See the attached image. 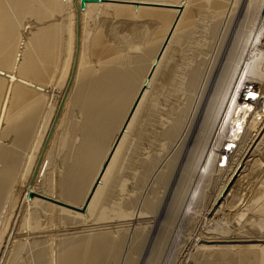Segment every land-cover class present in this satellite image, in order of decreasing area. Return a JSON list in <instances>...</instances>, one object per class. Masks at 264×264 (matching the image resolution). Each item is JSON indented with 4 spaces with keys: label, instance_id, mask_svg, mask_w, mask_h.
Returning a JSON list of instances; mask_svg holds the SVG:
<instances>
[{
    "label": "bare ground",
    "instance_id": "1",
    "mask_svg": "<svg viewBox=\"0 0 264 264\" xmlns=\"http://www.w3.org/2000/svg\"><path fill=\"white\" fill-rule=\"evenodd\" d=\"M103 1L111 4L86 2L81 9L80 0H66L64 6L63 0H8L14 11L33 15L40 23L56 10L67 12L65 23L51 24L31 38L47 70L25 50L24 41L13 52L21 38L0 3V264H20L19 235L37 213H49V223L52 213L75 223L80 214L70 209L87 205L116 148L126 140L130 150L136 144L133 133L140 130L141 141L150 122L157 126L150 131L156 143L139 156L135 187L122 183L120 204L107 202L120 214L119 222L107 225L114 229L94 227L82 229L81 236H60L56 253L37 249L28 264H264V0H236L209 69L200 67L208 54L199 64L201 57L193 53L198 62L186 56L185 67L170 64L164 74L161 66L172 44L189 39L203 4L214 7L218 0ZM104 17L150 19L160 24V31L139 55L122 56L133 43L113 33L120 45L105 44L103 34L95 31ZM217 28H211L212 36ZM57 56L60 64L50 68ZM196 63L200 66H192ZM51 81L52 89L60 91L58 100L51 97L55 102L47 99L52 89L43 86ZM168 83V95L157 96ZM66 114L65 128L57 135ZM115 117L122 119L103 144ZM55 150L62 155L58 187L50 168ZM123 177L115 171L111 180L114 184ZM241 201V209L235 210L233 204ZM33 242L38 247V240Z\"/></svg>",
    "mask_w": 264,
    "mask_h": 264
},
{
    "label": "rangeland",
    "instance_id": "2",
    "mask_svg": "<svg viewBox=\"0 0 264 264\" xmlns=\"http://www.w3.org/2000/svg\"><path fill=\"white\" fill-rule=\"evenodd\" d=\"M199 1H202V0H199ZM220 1V2H219ZM221 1L222 0H218V2L216 3V5H214V7H212V3L210 4V2L209 3H207V2H205L204 4H203V6L204 7H202V10H204L203 8H208L207 10H206V8H205V10L204 11H202L201 9H200V14H197L198 16L197 17H199V18H195V25H197L196 27H194L192 30H191V35L189 34L188 36H191L189 39H188V37H187V39H185L184 41H183V39H182V41L184 42H182L181 41V39H179L178 38V41L177 42H179L181 45H179V43L177 44V42L175 43H173L172 44V46H171V50L169 49V51H168V53H167V60H166V63H164L161 67H163V69L161 70V72L164 74V72L166 71V70H164V69H168L169 68V66H170V64H172L171 66H176L177 68H179L178 66H179V64L178 63H180V64H183L182 66H184L185 64H187V63H189V62H191V60H192V62H194V61H197L198 62V60H197V58H198V56H200L201 58L199 59V60H202V61H199L198 63L200 64L201 62H205L206 61V58H207V61H206V63H204L203 65L201 64V66L200 65H198L197 63L196 64H192V66H200L201 68H202V70L203 69H205V68H207V69H209L208 67H210V65H211V62L213 61L212 59L215 57V55L216 54H214V53H217V51H218V49H219V47H220V45L218 44V43H221V40H222V38H221V34L223 33V35H224V31H226V29H227V26L231 23V14H232V12H233V9H234V7H233V5L235 6V2H236V0H225L224 2L222 1V3L224 4H226L225 6L221 3ZM101 2H103V3H101ZM101 2H99V3H101V4H108V2L109 1H101ZM227 2V3H226ZM0 3L1 4H3V6H5V8L7 9V11H9V13H10V18H11V20H12V22H13V24H14V26H15V28H16V31H17V36H19L21 39L19 40V42H17L16 41V43H15V45H14V49H13V52L14 51H16V49H18V47L19 46H22V42L21 41H24V43H25V45L27 46L26 48H25V50H27V52L28 53H30L31 55H33L35 58H36V60H37V62H38V64H39V66L42 68V69H44V70H47V68L46 67H44V63L43 62H41V58L39 57V53L37 52V50L34 48V46H33V44H32V42H31V38L33 37V35H35V34H38V33H40V32H45V31H47L48 29H50V28H52L50 25L51 24H55V23H58V24H61V23H65L64 21H66V18L64 17L65 16V13H67V12H65L64 13V15L62 14L63 13V9L61 10H56V12H54L51 16V19L50 20H46V21H43L42 23H40L39 21H37L36 20V18L33 16V15H30V14H27V13H25V12H23V13H17L16 11H14L13 9H12V7H11V5L8 3V0H0ZM214 3V2H213ZM221 3V4H220ZM109 4H111V2H109ZM119 4H122V5H126V6H129L130 5V7H136V6H138V7H140V5H137V4H133V3H119ZM206 4V5H205ZM230 4V5H229ZM64 5H66V0H63V6ZM134 5V6H133ZM217 5H218V7H217ZM220 5H221V7H220ZM230 6H232L231 8H230ZM213 9V10H211V12H210V10L209 9H211V8ZM167 9H175V8H168V7H166ZM217 8H219V9H217ZM222 8V9H221ZM223 8L226 10H224V14L221 12V11H223ZM230 8V9H229ZM64 9H66V7L64 8ZM215 9V10H214ZM216 9H217V11H216ZM221 9V10H220ZM229 9V10H228ZM66 11V10H65ZM214 11V12H213ZM231 11V12H230ZM203 12V13H202ZM209 12V13H208ZM213 12V13H212ZM218 12V13H217ZM219 12H221V13H219ZM226 12V13H225ZM228 12H230L229 14H227ZM212 15H211V14ZM201 14L204 16H201ZM206 15V17H208L209 18V20L205 17V15ZM215 14H216V19H215ZM200 15V16H199ZM208 15V16H207ZM214 15V18L212 17ZM221 15V16H220ZM223 15H224V17H223ZM228 15H229V17H228ZM211 16V17H210ZM225 16H227L226 18H225ZM201 17V18H200ZM218 17V18H217ZM220 17H222L221 19H223L222 21H223V24H222V21L220 20ZM203 18H206V19H203ZM230 18V19H229ZM126 18H123V19H118V20H114V19H111V18H103V19H101L100 18V20H98V24L96 25V28H95V31H97L99 34L101 33V35H102V39H103V41H104V43L105 44H110V46H112V48L114 47H116L117 45H120L118 42H116L115 41V38L113 39V35L116 33L118 36H121V37H124V38H127L130 42H131V44L133 45L131 48H130V50H129V52L127 51V49L126 50H122L121 52L122 53H120L122 56H127L129 53H131V54H134V53H137L138 55L140 54V52H142L143 51V49L142 48H145L147 45H150L153 41H154V39L158 36V32L160 31V28H159V26H160V24L158 23V22H155L154 20H150V19H145V18H139V19H133V18H131V17H129V18H127L126 20H125ZM133 19V20H132ZM203 20V21H199V20ZM212 19V20H211ZM229 19V20H228ZM63 22H62V21ZM103 20V21H102ZM105 20H106V22H105ZM114 20V21H113ZM136 20V21H135ZM213 20H215V21H213ZM217 21V22H216ZM218 21H219V23H220V25H219V23H218ZM221 21V22H220ZM225 21H230V22H226L225 23ZM135 22V23H134ZM199 22V23H198ZM202 24H204L206 27H205V29H202L201 30V28H204L203 26L204 25H202ZM214 22V23H213ZM216 22V23H215ZM212 24V25H210V24ZM158 24V25H157ZM202 25V27H200V29H199V26L198 25ZM217 24V26H218V30H219V28H220V32L218 31V30H216L217 31V33H216V37L215 36H212V34H210L212 31H211V28L213 29V26H215ZM225 24H228L227 26H225ZM200 25V26H201ZM208 25H210V26H212L211 28H210V26H208ZM135 28H134V27ZM220 26V27H219ZM210 29V31L208 30V28ZM223 27H224V29H223ZM99 28V29H98ZM207 28V29H206ZM226 28V29H225ZM127 29V30H126ZM195 29H199L200 30V32H199V30H195ZM222 29V30H221ZM114 30V31H113ZM159 30V31H158ZM224 30V31H223ZM100 31V32H99ZM111 31H113V32H111ZM157 31V32H156ZM208 32L207 34H206V32L203 34V32ZM103 32V33H102ZM118 32V33H117ZM141 32H143V36L140 34ZM222 32V33H221ZM114 33V34H113ZM136 33V34H135ZM145 33V34H144ZM157 33V34H156ZM197 33V35H195L194 36V34H196ZM202 33V34H201ZM135 34V35H134ZM139 34V35H138ZM217 34H219L218 36H217ZM128 35V36H127ZM136 35H137V38H140V39H137V38H135L136 37ZM203 35V36H202ZM214 35V34H213ZM132 36H133V38H132ZM139 36V37H138ZM193 36V37H192ZM204 37L203 39L205 40V39H207V40H205V41H203L202 39H199V38H202V37ZM209 38H208V37ZM143 37V38H142ZM196 37V39H192V38H195ZM210 37H212V39H214L215 40V42H214V40H212ZM215 37V38H214ZM221 39H219V38ZM216 38H217V41H216ZM135 39V40H134ZM209 39H211V41L209 40ZM218 39L220 40V42L218 41ZM245 38H243V40H244ZM108 40V41H107ZM125 40V42H124V44H126L127 42V40L126 39H124ZM123 40V41H124ZM181 42H180V41ZM193 40H194V42H193ZM196 40H198V42L196 41ZM202 42H200V41ZM209 40V41H208ZM64 41V40H63ZM133 41V42H132ZM144 41V42H143ZM212 41H213V43H212ZM21 42V44H19ZM115 42H116V44H115ZM189 42V43H188ZM191 42H193V46H192V43ZM196 42H197V44H196ZM199 42H200V44H199ZM217 42V43H216ZM114 43V44H113ZM140 43H141V46L142 47H140L139 45H140ZM184 45H183V44ZM187 43V44H186ZM206 44V43H211V44H207V45H209V47H211V46H214V49H212V50H210L211 48H213V47H211V48H209L207 45H205V47H204V45L203 44ZM108 44V45H109ZM112 44V45H111ZM188 44H190V45H188ZM196 46H195V45ZM213 44V45H212ZM186 45H188V46H186ZM218 45V46H217ZM185 46V47H184ZM191 46L192 47H194V48H191ZM197 46H199V47H197ZM205 48H203V47ZM119 47V46H118ZM197 47V48H196ZM185 48V49H184ZM192 49V52L191 51H189V50H191ZM207 48H208V51H210L211 52V57L209 58V52L207 51ZM218 48V49H217ZM142 49V50H141ZM173 49V50H172ZM193 49H194V51H193ZM201 49V50H200ZM203 49V50H202ZM185 50V51H184ZM188 50V51H187ZM58 51L59 52H61V48H58ZM127 51V52H126ZM132 51V52H131ZM173 52V54H174V56H173V54H171V57H173V58H171L170 57V53L171 52ZM184 51V52H183ZM203 51V52H202ZM206 51V52H205ZM216 51V52H215ZM134 52V53H133ZM182 52L183 53H185V55L183 54V59H185L186 58V56L188 57V59L190 60H188L187 58L185 59V60H183L182 59ZM187 52V53H186ZM189 52H191V53H189ZM200 52V54H202V56L200 55V54H198ZM202 52V53H201ZM205 52V53H204ZM208 52V53H207ZM105 54H108L107 52H104ZM104 53H102L99 57H95V59H101V57L104 55ZM195 55H198V56H195ZM136 54V55H137ZM190 54H191V56H190ZM208 54V55H207ZM189 55V56H188ZM195 57H193V56ZM205 55V56H204ZM206 55L208 56V57H206ZM206 57V58H205ZM213 57V58H212ZM170 58V59H169ZM193 58V59H192ZM208 58L210 59V60H208ZM205 59V60H204ZM59 60H60V57L59 56H57V57H55V59L51 62V64H49L48 66L51 68V66L53 67V65H59L60 64V62H59ZM171 60V61H170ZM189 62H188V61ZM194 60V61H193ZM179 61V62H178ZM186 61H187V63H186ZM185 62V63H184ZM209 62V63H208ZM169 63V64H168ZM165 64H166V66H165ZM168 65V66H167ZM186 66V65H185ZM184 66V67H185ZM204 66V67H203ZM166 67V68H165ZM207 69H205V70H207ZM7 72H9V73H11L12 72V70L11 69H5ZM160 72V74H162ZM206 72V71H205ZM176 73L177 72H175L174 74L176 75ZM57 74V73H56ZM157 78H160V75L159 76H157ZM51 83H52V81L50 82V83H48V84H45V85H43V86H45V87H50V89H52L53 87L51 86ZM170 84L171 83H168V84H166V85H164V86H162V91L160 90V91H158L157 92V96H163V97H166L167 95H168V91H169V86H170ZM46 91V90H45ZM52 92V93H51ZM54 92V93H53ZM161 92V93H160ZM60 93V91L59 90H57V89H52L51 91H50V93L48 94V101H51L52 99H55V101L56 100H58L57 98L59 97V94ZM56 94V95H55ZM53 96V97H52ZM56 96V97H55ZM51 97H52V99H51ZM49 99H51V100H49ZM161 99V98H160ZM54 100H52L51 102H55ZM1 103H2V101H1ZM122 111H123V108H122ZM71 115V114H70ZM72 117H74V118H76V117H78L79 115L77 114V113H72V115H71ZM68 114H66V116H64V118H63V120H62V124L60 125V130L58 129V131H57V135L59 134V132H61V128L62 127H64L65 128V126H64V124L66 125V121L68 120ZM65 119V120H64ZM121 119L122 118H118V117H115L111 122H110V124H109V127H108V131H105L106 133L104 134V136L101 138V142H103V144H106L109 140H110V137L113 135V132L114 131H116V127H117V125H119V123H120V121H121ZM65 121V122H64ZM134 123H135V121L130 125V130L132 129V127H133V125H134ZM58 126V125H57ZM57 126H56V128L54 129V134H55V132H56V129H57ZM151 127L152 128H156L157 126L154 124V123H152V122H150L149 123V126L147 127V133H145V135L143 136V139L141 140V141H139L138 139H139V135H140V130H138V132L136 133L135 131V133H133V140H134V142H136V144H130V145H132V147L130 148V150H128V151H126V148H127V141L126 140H124V143L123 144H120L119 146V149L117 150V148H116V150H115V154H114V156H113V158L112 159H109L108 160V163H107V166H106V168H105V170H107V171H105L104 170V172L102 173V175H101V178L99 179V180H97V184H96V187H95V189H94V191H93V193H92V197H90V200H88V202H87V205H85V207H83V208H81V210H79V211H77V210H75V209H70V208H67V209H70V210H72L71 212H78L79 214H80V216H81V218H80V216L79 217H77V221H79L78 222V224H76V222L77 221H75V223H74V221L73 222H68L66 219H60L59 218V215L57 214V213H52V215H54V216H52L53 218V223H49V219L51 218V217H49V216H47V214H49V213H45V212H43V213H37V215L31 220L32 222L30 223L31 225H30V227H28L27 226V228H26V230H25V232L23 233L22 232V234L21 235H19V239H21V241H23V242H21L20 240H19V243H22L23 244V253L20 255L19 254V257H20V259H19V263L20 264H28V259L30 258V256L33 254V253H35V251H37V249L38 250H40V248H41V250L42 249H44V250H47L48 252H50V253H52V252H54V253H56L57 251H58V246H59V240H62L63 238L65 239V237H66V239H68V238H71L72 236H74V237H77V235L76 234H80V235H78V236H81V235H83L82 233H84L83 232V230L86 232V230H89V229H94V227H105L106 226V228L109 226V225H113L114 223H116V222H119L118 220H119V212H118V210L117 211H115L114 209H115V207L114 208H112L113 207V205L111 204H109V203H107L108 202V200H114L113 202L114 203H119L120 204V200L123 198L121 195V193H123L122 192V183H126L127 185H129V187L130 188H133L132 186H134L135 187V182H136V179H137V174H138V172H139V165H141V162H138V159H139V156L140 155H144V154H146L147 152H146V149H147V147H149L150 146V144H155L156 143V141L154 140L156 137L155 136H152L151 135V133H150V131H151ZM137 128V127H136ZM129 130V131H130ZM154 134H155V132H154ZM128 135H126V137H127ZM56 142V141H55ZM75 144H77L76 142H75ZM68 149V148H67ZM66 149V151L65 152H61V154L62 155H64V153L66 154L67 152H68V150ZM145 149V150H144ZM54 154L55 155H53V159H54V157H55V161H54V164H53V166L52 167H50V168H52V170H51V174H52V178H53V180H54V185H55V187H58V178L60 177V173H59V169H60V164H59V161L61 160V158H62V155L60 154V152H58V154H57V150H55L54 151ZM113 155V154H112ZM57 156V157H56ZM59 156H61V158H59ZM57 158V159H56ZM225 158V157H224ZM57 160V161H56ZM57 164H56V163ZM110 163V164H109ZM59 164V165H58ZM115 171L116 172H122L123 174H124V177H123V179H122V181H118V182H114V184H113V181L111 180L112 178H113V175L115 174ZM94 173V171L90 174L91 175V179H92V177H93V174ZM164 175H165V172H164ZM127 176H128V178H127ZM127 178V179H126ZM131 178H132V180H131ZM88 179H89V177H88ZM87 179V181H89ZM90 179V180H91ZM112 181V182H111ZM111 183V184H110ZM132 183V184H131ZM109 185H110V187H109ZM157 185H159V184H157ZM156 186V185H155ZM162 186H160V187H158V188H161ZM109 188V189H108ZM156 188V187H155ZM113 194V196L112 197H110V196H106V195H109V193L110 192ZM112 191H114V192H112ZM158 191L159 190H157L156 189V192L158 193ZM37 192V190L35 191V194L37 195H39L40 194V192H39V190H38V192ZM108 192V193H107ZM47 194V193H46ZM120 194V195H119ZM41 195V194H40ZM50 195V194H49ZM48 195V196H49ZM94 195V196H93ZM44 196H46V197H48L47 195H45L44 194ZM55 196V195H54ZM52 199H54L52 196H50ZM49 197V198H50ZM121 198V199H120ZM244 198H246V197H244ZM119 200V201H118ZM46 201H48V200H46ZM90 201H91V204H90ZM243 201H245V200H243ZM107 203V204H106ZM242 203V201L239 203V204H233V206H235L234 208H235V210L236 209H238V210H240L241 209V207H242V205L243 204H241ZM237 205V206H236ZM59 207H62V206H60L59 205ZM66 209V208H65ZM114 211H113V210ZM116 209H118L117 207H116ZM110 210H112V211H110ZM32 212V211H31ZM56 214V215H55ZM113 214V215H112ZM43 215H45V216H43ZM50 215V214H49ZM95 216V217H94ZM48 219H47V218ZM40 218V219H39ZM39 219V220H38ZM46 219V220H45ZM84 219H86V220H88V221H86V220H84ZM48 221V222H47ZM61 221V222H60ZM82 221L85 223H82ZM34 222V223H33ZM87 222V223H86ZM32 223L34 224V225H32ZM44 223H45V225H44ZM69 223H71L70 225H69ZM80 223V224H79ZM108 223V224H107ZM39 224V225H38ZM42 224V225H41ZM73 224H76V225H73ZM118 224V223H117ZM47 225V226H46ZM67 225H69V226H67ZM78 225V226H77ZM85 225V226H84ZM108 225V226H107ZM72 226H74V227H72ZM75 226H77L78 227V229H77V227H75ZM35 227V228H34ZM51 227V228H50ZM88 227V228H87ZM45 230H44V229ZM48 228V229H47ZM54 228H55V230H54ZM64 228H65V230H64ZM108 228H112V229H114V227H108ZM32 229V230H31ZM62 229V230H61ZM71 229V230H70ZM83 229V230H82ZM40 230H42V232L40 231ZM54 230V231H53ZM68 230V231H67ZM32 231H34V233L32 232ZM38 231V232H37ZM82 231V232H81ZM32 234H30V233ZM36 232V233H35ZM51 232H52V234H51ZM76 234H75V233ZM27 233V234H26ZM66 233V234H65ZM68 233V234H67ZM73 233V234H72ZM40 234V235H39ZM42 234V235H41ZM48 236H50L49 238L47 237V235ZM65 234V235H64ZM70 234V235H69ZM44 235H45V237H44ZM64 235V236H63ZM34 236V237H33ZM60 236H61V238H60ZM70 236V237H69ZM43 237V238H42ZM51 238V239H50ZM26 239L28 240L29 239V241H27L28 242V244H27V242H26ZM34 239V240H33ZM47 239V240H46ZM25 240V241H24ZM35 240H38V247L36 246L37 244L36 243H34L33 241H35ZM39 240H42V241H39ZM46 241V242H45ZM24 242H26L25 244H24ZM31 242V243H30ZM34 243V244H33ZM47 243V244H46ZM27 245V246H26ZM35 246V247H34ZM43 246V247H42ZM50 246V247H49ZM55 246V247H54ZM57 246V247H56ZM45 247V248H44ZM25 248H26V250L28 251V252H26V250H25ZM48 248H49V250H48ZM52 249V250H51ZM57 250V251H56ZM24 254V255H23ZM27 254V255H26ZM30 255V256H29ZM18 257V258H19ZM21 257H22V259H21Z\"/></svg>",
    "mask_w": 264,
    "mask_h": 264
},
{
    "label": "water",
    "instance_id": "3",
    "mask_svg": "<svg viewBox=\"0 0 264 264\" xmlns=\"http://www.w3.org/2000/svg\"><path fill=\"white\" fill-rule=\"evenodd\" d=\"M103 0H80V8L83 9L85 7L86 2H101Z\"/></svg>",
    "mask_w": 264,
    "mask_h": 264
}]
</instances>
